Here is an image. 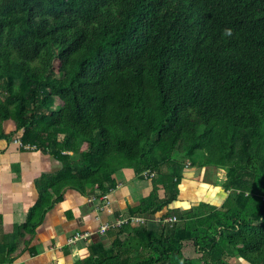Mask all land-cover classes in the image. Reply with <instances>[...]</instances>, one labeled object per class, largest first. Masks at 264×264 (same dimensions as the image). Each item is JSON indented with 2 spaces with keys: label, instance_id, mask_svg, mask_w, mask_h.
I'll list each match as a JSON object with an SVG mask.
<instances>
[{
  "label": "trees",
  "instance_id": "1",
  "mask_svg": "<svg viewBox=\"0 0 264 264\" xmlns=\"http://www.w3.org/2000/svg\"><path fill=\"white\" fill-rule=\"evenodd\" d=\"M7 121L62 163L37 181L29 233L64 188L106 194L175 151L226 170L220 208L164 225L178 197L152 195L134 213L159 228L129 220L75 264H231L226 246L264 264V0H0V141Z\"/></svg>",
  "mask_w": 264,
  "mask_h": 264
},
{
  "label": "crops",
  "instance_id": "2",
  "mask_svg": "<svg viewBox=\"0 0 264 264\" xmlns=\"http://www.w3.org/2000/svg\"><path fill=\"white\" fill-rule=\"evenodd\" d=\"M15 139L8 137L0 141V264H75L81 257L90 255L91 243L96 238L107 241L112 227H120L115 225L116 222L131 220L134 225L144 223V226L155 228L156 222L161 221V217L145 218L135 216L134 212L152 195L158 199L169 195L166 191L169 186L157 179L162 175H158L156 170H147L140 175L134 168L126 167L114 174L118 185L111 192L86 196L66 187L33 233L21 229L27 223L31 209L45 195L37 187V181L44 175L59 172L62 163L47 151L21 149ZM202 168L186 166L181 172L183 182L179 193L175 194L178 197L175 209L171 216L165 215L162 222L168 223L165 222L167 218L176 217L184 210L193 211L203 203L214 206L222 203L224 193L219 190V185L204 187L195 177L197 170L203 171ZM196 190H201L202 198L196 197ZM187 191L188 196L184 193ZM107 224L110 228L101 233V227ZM123 235H120V240ZM77 236L78 240H74Z\"/></svg>",
  "mask_w": 264,
  "mask_h": 264
},
{
  "label": "rangeland",
  "instance_id": "3",
  "mask_svg": "<svg viewBox=\"0 0 264 264\" xmlns=\"http://www.w3.org/2000/svg\"><path fill=\"white\" fill-rule=\"evenodd\" d=\"M56 64H57V62H56ZM1 96H3V95H1ZM55 109H58V107H55ZM43 112H44V110H43ZM4 128H5V132L6 131L12 132L11 139L12 138L14 139V137L16 138V136L19 135V134L15 135V133H13V131L15 130V124L13 121L5 122ZM76 156L78 157V154L72 153V157L75 158ZM246 163L247 162L245 159L244 165H246ZM186 166L193 167L195 165L192 164V161L189 159V157L185 153H180L178 151H175L174 154L172 155V159L170 161L161 162L158 169H156L157 174L158 175L160 174V176L162 175L161 178L159 177L157 179L162 180V182L164 181L163 183L169 186V190L166 189V191H169V195L179 193V186L183 182L181 172H183V170H184V168H186ZM195 167H197V166H195ZM198 167H200V166H198ZM202 167H203L202 168L203 171L197 170L195 177L203 183L204 187H206V185H209V184H216V185L220 186L219 190L220 189L223 190V184L226 181V170L223 168L217 169L218 167H216V166H202ZM211 171H215V173L213 174ZM251 172H252L251 168H250V166H248L247 172L244 175V179H245L246 183L252 184L254 187L260 186L262 183L260 181H258L259 179L256 178V176L254 174H251ZM55 174H57V173H55ZM254 190H258V189L254 188ZM197 192H198V190H196V194H195L196 197L202 198L203 195L201 193V190L198 193ZM184 193L187 196L189 194L188 191L184 192ZM229 193L230 192L228 191L226 193L227 194L226 197L222 200V203L217 205L218 208H220L222 206V204L224 203V201L227 198ZM231 195H232V198H234L233 194H231ZM225 203H227V201H225ZM206 209L207 208H205V210ZM196 210H197V208H193V211H191V212L189 210H184V211L176 214L177 221L180 220L181 218L182 219L191 218L193 216V214H195ZM200 211H201V209H200ZM168 216L169 215H166V217H168ZM139 224L141 226H144V223H139ZM162 224L166 225V224H170V222H168V223L163 222ZM155 228H159V223H158V225L156 223ZM109 232H110L109 238L111 240H113L116 237L117 227L116 226L112 227V229ZM121 239H122L121 242L126 240V239H128L126 241L131 242L133 238L130 235V233H125ZM189 246L191 247V253L189 252L190 254L188 253V247ZM183 250H184V253L188 259L193 260V261H199L200 260L201 252L196 251L195 247H193L192 242L185 243V248ZM225 251H226L225 257L231 264H247L245 261H243L239 257H237V255H235V253L232 252L231 248L226 246ZM127 254L129 255L130 258H133L136 253H135V250H132V251L130 250V252L128 251ZM83 258L84 257H81L80 260H82Z\"/></svg>",
  "mask_w": 264,
  "mask_h": 264
},
{
  "label": "built area",
  "instance_id": "4",
  "mask_svg": "<svg viewBox=\"0 0 264 264\" xmlns=\"http://www.w3.org/2000/svg\"><path fill=\"white\" fill-rule=\"evenodd\" d=\"M15 143L16 144H18V145H22V143H21V141H20V139L17 137L15 140ZM26 148H28V147H26ZM152 176H153V174H152ZM134 220H136V221H141V219L140 218H135ZM175 221H177V218L175 217V216H172V217H169L165 222H175ZM126 221H124V220H120V221H118V222H116L115 223V225H117V226H121L122 224H124ZM112 226V225H111ZM114 226V225H113ZM110 228V226H109V224H107V225H104V226H102L101 227V229H100V232L101 233H104V232H106L108 229ZM74 240H78V236L77 237H75L74 238ZM73 240V241H74Z\"/></svg>",
  "mask_w": 264,
  "mask_h": 264
},
{
  "label": "clouds",
  "instance_id": "5",
  "mask_svg": "<svg viewBox=\"0 0 264 264\" xmlns=\"http://www.w3.org/2000/svg\"><path fill=\"white\" fill-rule=\"evenodd\" d=\"M228 34L230 35V32Z\"/></svg>",
  "mask_w": 264,
  "mask_h": 264
}]
</instances>
